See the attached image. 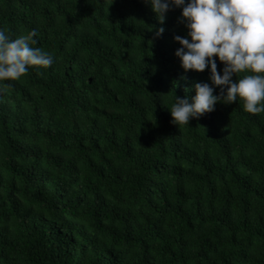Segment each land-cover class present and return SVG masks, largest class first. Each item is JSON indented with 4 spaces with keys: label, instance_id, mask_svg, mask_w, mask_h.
Segmentation results:
<instances>
[{
    "label": "trees",
    "instance_id": "obj_1",
    "mask_svg": "<svg viewBox=\"0 0 264 264\" xmlns=\"http://www.w3.org/2000/svg\"><path fill=\"white\" fill-rule=\"evenodd\" d=\"M181 13L156 37L145 0H0L55 57L0 81V264H264V113L172 122L211 83L175 55Z\"/></svg>",
    "mask_w": 264,
    "mask_h": 264
},
{
    "label": "clouds",
    "instance_id": "obj_2",
    "mask_svg": "<svg viewBox=\"0 0 264 264\" xmlns=\"http://www.w3.org/2000/svg\"><path fill=\"white\" fill-rule=\"evenodd\" d=\"M156 14L155 36L165 32L164 23L172 8H181L179 18L187 35H175L181 45L175 51L182 67L203 72L209 80L195 82V95L175 96L170 106L173 123L189 124L193 117L212 112L217 102L242 100L243 110L264 113V0H145ZM38 30L13 38L0 27V81L20 79L29 66L50 67L55 57L34 47ZM223 63L218 70L216 57ZM236 79H233V77ZM186 78V77H185ZM220 91L217 94L216 88Z\"/></svg>",
    "mask_w": 264,
    "mask_h": 264
}]
</instances>
